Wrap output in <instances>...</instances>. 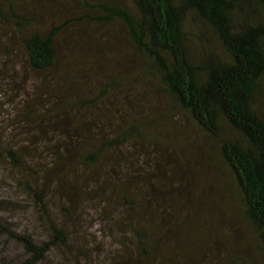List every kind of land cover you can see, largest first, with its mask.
Returning a JSON list of instances; mask_svg holds the SVG:
<instances>
[{
	"label": "trees",
	"instance_id": "16d2710c",
	"mask_svg": "<svg viewBox=\"0 0 264 264\" xmlns=\"http://www.w3.org/2000/svg\"><path fill=\"white\" fill-rule=\"evenodd\" d=\"M76 1L90 20L121 23L133 53L158 76L172 107L218 143L219 166L230 175L242 216L263 244L257 253H262L264 106H260L259 95L264 94V0ZM47 8L46 0H0L1 48L6 51L10 45L9 41L3 43L1 29L5 25L16 32L29 67L42 74L57 65L59 35L64 27L39 23ZM169 119L167 110L155 117V122L163 124ZM15 120L9 125L19 122ZM55 120L48 122L52 127L40 126L37 132L15 129L10 137L0 133V163L15 174L20 192L30 200L37 217L47 222L49 238L34 240L2 223L3 211H19L24 203L0 199V232L14 238L25 255L17 263L0 260V264H37L52 247L67 245L64 227L49 217V192L68 197L62 217L87 193L98 195L104 208L112 209L104 215L113 216L107 231L113 236L112 231L118 230L125 242H113L119 249L114 247L113 254L105 255L99 264H219L187 260L191 249L204 251L203 221L191 228L180 218L175 225L179 235L168 237L173 235L174 225L168 224L166 216H156L150 205L156 196L142 189V182L151 184L152 173L135 177L111 174L112 179L102 184L88 183L96 180L101 165L119 164L114 147L132 142L133 136L147 138L145 133L130 125L111 138L96 139L87 129L82 130V125L70 132L68 117L61 119L59 126ZM64 131L66 138L62 137ZM77 165L81 168L74 174ZM68 177L74 178L72 183Z\"/></svg>",
	"mask_w": 264,
	"mask_h": 264
},
{
	"label": "rangeland",
	"instance_id": "374dc122",
	"mask_svg": "<svg viewBox=\"0 0 264 264\" xmlns=\"http://www.w3.org/2000/svg\"><path fill=\"white\" fill-rule=\"evenodd\" d=\"M120 1L129 4V0ZM46 4L50 8L41 13L39 23L64 24L57 65L49 72H34L16 32L1 24L3 43L9 41L10 45L4 51L0 44V133L10 137L15 129L37 132L40 126L52 127L48 122L56 118L59 126L66 117L70 132L82 125V130L87 129L96 139L111 138L135 125L147 138L133 136L132 142L114 147L119 164L101 165L96 180L88 183L102 184L112 179L111 174L135 177L152 173L151 184L142 182V189L156 196L150 202L156 216H166L168 224L174 225L170 239L179 235L175 225L180 218L186 227L194 228L199 221L206 226L204 251L191 249L187 260L264 264V249L257 253L262 242L242 216L229 173L219 166L218 143L172 107L158 76L133 53L125 27L116 21L86 18L76 0H46ZM259 97L260 106H264V94ZM167 110L171 119L155 122V117ZM13 118L19 122L9 125ZM80 168L77 165L74 174ZM73 179L68 177L70 183ZM0 199L24 203L19 211H3L2 223L34 240L49 239L47 222L37 217L30 200L17 187L15 174L4 163H0ZM47 199L49 217L64 227L67 245L52 247L37 264H99L115 251L113 242H125L118 230L112 231L113 236L107 231L113 216L104 215L112 209L104 208L98 195L79 197L66 217L62 210L69 204L68 197L49 192ZM24 256L19 243L1 230L0 260L17 263Z\"/></svg>",
	"mask_w": 264,
	"mask_h": 264
}]
</instances>
